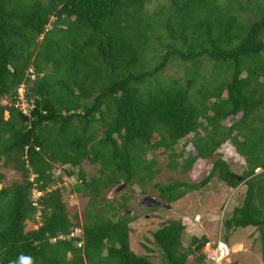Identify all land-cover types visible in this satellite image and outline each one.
<instances>
[{
  "label": "trees",
  "instance_id": "obj_1",
  "mask_svg": "<svg viewBox=\"0 0 264 264\" xmlns=\"http://www.w3.org/2000/svg\"><path fill=\"white\" fill-rule=\"evenodd\" d=\"M263 7L264 0H0V264H22V256L32 264H154L132 248L134 218L119 215L130 198L106 205V191L123 183L146 189L159 157L187 172L227 143L247 163L242 175L218 159L201 183L155 188L172 204L214 180L246 186L224 226L256 228L264 254ZM175 63L185 78L163 79ZM186 139L198 157L178 152ZM86 162L100 165L98 176L87 177ZM7 169L21 180L5 185ZM75 177L73 191L89 200L84 224L65 200L73 194L65 182ZM29 221L38 229L27 230ZM185 230L170 221L154 233L163 264L206 262L204 248L195 249L208 239L187 248Z\"/></svg>",
  "mask_w": 264,
  "mask_h": 264
},
{
  "label": "rangeland",
  "instance_id": "obj_2",
  "mask_svg": "<svg viewBox=\"0 0 264 264\" xmlns=\"http://www.w3.org/2000/svg\"><path fill=\"white\" fill-rule=\"evenodd\" d=\"M156 55L151 53L149 58L152 59ZM162 77L163 79L185 78V68L175 63L165 71ZM21 92L23 93L24 91L22 90ZM1 103L8 104L9 100L5 99ZM19 107L28 112V106L24 102H21ZM5 116L9 118L8 113ZM189 141L190 139H186L177 147L179 153L185 151V159L190 155L198 157V152L191 143L187 146L185 145ZM218 159L226 160L232 171L238 175H242L247 169L245 159L236 152L232 144L227 143L213 157L208 159L198 157L195 165L187 172L184 169L182 170L181 166L180 169L172 170L168 166L170 162L168 155L159 157L158 167L160 171L146 189L135 185L129 189L126 187L120 193L115 188L106 191V201H104L106 205L114 202L118 207L121 204L120 196L130 198L128 202L129 211H121L119 215L128 214L131 218H134V222L131 224V241L132 248L137 255L149 258L154 264H163V252L155 241L154 233L165 222L179 221L187 227L183 234L185 247L189 248L195 237L206 238L211 242H217L221 237L230 249V256L223 264H231L233 262H238L239 264H264L263 245L260 233L256 228L228 231L224 226L226 220L232 217L234 209L243 205L247 191L246 186L233 189L219 180H214L204 189L192 192L172 204L162 200L158 190L155 188L156 184L168 185L178 180L194 184L201 183L211 172L214 161ZM83 169L87 177L92 178V176L99 175L101 167L100 165L94 166L86 162ZM5 173L7 174L5 183L7 186L21 180V175L14 169H7ZM76 183V177L68 178L67 182H65L64 186L70 193H73L69 197L66 196L65 200L70 206L71 214H78L81 224H84L88 221L86 208L89 200L83 194L73 191ZM2 187L0 186V188ZM155 201L161 202V207H154ZM39 225L40 223L29 221L27 222V230H36ZM75 236L83 237V228L77 229ZM69 258H71V255H69ZM208 262L209 260H206L204 264H209Z\"/></svg>",
  "mask_w": 264,
  "mask_h": 264
},
{
  "label": "built area",
  "instance_id": "obj_3",
  "mask_svg": "<svg viewBox=\"0 0 264 264\" xmlns=\"http://www.w3.org/2000/svg\"><path fill=\"white\" fill-rule=\"evenodd\" d=\"M24 102V98H21ZM206 253H208L209 259L214 264L222 263L226 258L230 256V250L228 246L220 238L218 242L209 241L205 246Z\"/></svg>",
  "mask_w": 264,
  "mask_h": 264
},
{
  "label": "clouds",
  "instance_id": "obj_4",
  "mask_svg": "<svg viewBox=\"0 0 264 264\" xmlns=\"http://www.w3.org/2000/svg\"><path fill=\"white\" fill-rule=\"evenodd\" d=\"M220 238H221V237H220ZM220 238H219V239H220ZM221 239H222V238H221ZM209 241H210V240H208L206 243L201 242V243H203L202 248H204V249H203L204 254L207 256V260H209L208 263H209V264H214V263L209 259L208 255H207V253H206V250H205V249H206L205 246H206V244H207ZM218 241H219V240H218ZM218 241H217V242H218ZM222 241H223V240H222ZM223 242H224V241H223ZM224 243H225V242H224ZM225 244H226V243H225ZM226 245H227V244H226ZM227 246H228V245H227ZM202 248H201V249H202ZM228 248H229V246H228ZM229 250H230V249H229ZM226 259H227V258H226ZM226 259H225V260H226ZM20 260H21L22 264H32L31 258L23 257V256H22V257H20ZM225 260H224V261H225ZM224 261H223V262H224ZM223 262H222L221 264H223Z\"/></svg>",
  "mask_w": 264,
  "mask_h": 264
},
{
  "label": "water",
  "instance_id": "obj_5",
  "mask_svg": "<svg viewBox=\"0 0 264 264\" xmlns=\"http://www.w3.org/2000/svg\"><path fill=\"white\" fill-rule=\"evenodd\" d=\"M126 188V184H121L120 186H118L117 188H115L116 189V191L118 192V193H120V192H122V190H124ZM154 207H156V208H158V207H161V202H156L155 201V203H154ZM202 246H203V243H199L197 246H196V252L197 253H199L200 252V250H201V248H202Z\"/></svg>",
  "mask_w": 264,
  "mask_h": 264
}]
</instances>
